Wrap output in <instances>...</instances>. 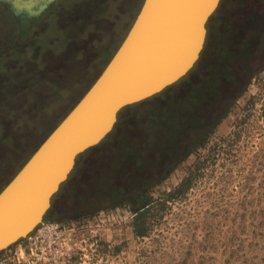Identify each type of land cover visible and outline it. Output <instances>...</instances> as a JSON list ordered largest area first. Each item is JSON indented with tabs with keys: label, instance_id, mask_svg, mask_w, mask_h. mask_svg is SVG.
<instances>
[{
	"label": "rangeland",
	"instance_id": "374dc122",
	"mask_svg": "<svg viewBox=\"0 0 264 264\" xmlns=\"http://www.w3.org/2000/svg\"><path fill=\"white\" fill-rule=\"evenodd\" d=\"M67 1L47 23L44 15L36 22L43 23V36L32 40L29 49L16 46L9 55L0 47L5 59L0 69V188L98 76L142 3ZM256 4L250 5L254 12ZM4 19L0 11V26ZM260 21L264 35V12ZM258 49L255 59L263 68L245 91L203 143L186 156L180 150L182 160L148 188L152 206L146 236L133 235L123 196L103 203L97 197L70 199L85 178L84 166L96 174L104 159L123 150V143H116L137 108L121 109L119 127L92 153L80 154V169L53 198L42 221L57 230L50 228L28 244L18 240L0 251V264H264V38ZM218 113L212 106L210 123ZM199 133L189 129L187 137L193 140ZM185 180L181 194L166 200L165 194ZM135 183L133 191L140 188ZM25 245L20 256L19 247Z\"/></svg>",
	"mask_w": 264,
	"mask_h": 264
},
{
	"label": "trees",
	"instance_id": "16d2710c",
	"mask_svg": "<svg viewBox=\"0 0 264 264\" xmlns=\"http://www.w3.org/2000/svg\"><path fill=\"white\" fill-rule=\"evenodd\" d=\"M254 1L257 2L255 12L250 6ZM263 12L264 0H219L216 9L206 21L204 44L192 68L160 93L123 108V111L137 108L128 123H123V139L120 137L116 143L118 147L123 143V150L120 151L123 156L118 154L112 159H104L102 168L93 175L90 166H84L85 178L79 182L78 191L72 189L69 198L72 201L83 202L97 197L98 201L103 203L123 196V205L128 206L132 213L133 235L138 238L146 236V216L152 206V201L147 195L148 188L164 178V175L182 160L177 157L180 150L184 151L186 156L203 143L213 131L217 124L215 122L225 116L232 102L245 91L250 79L263 68V65L255 59L260 42L264 38V35L260 34L262 27L258 26L261 24L260 18ZM227 96L229 98H226ZM217 98H219L218 103H214ZM205 106L207 109H204ZM212 106L219 113L210 123L207 113L210 114ZM205 110L207 113L203 115ZM200 111L202 114H199ZM192 117L197 118V122L190 123ZM125 120L123 116V122ZM116 122L112 131L121 124ZM189 129L193 132L195 130L196 133L200 130L197 138L192 140L187 137ZM107 137L108 135L84 153H92ZM79 156L81 155L75 158L73 169L67 176L69 180L81 167ZM28 157L20 162L0 190ZM93 180H96V186ZM135 181L139 182L140 186L137 191H133L130 187L132 184L137 185ZM186 182L183 181L172 192L165 194L166 200L179 196ZM63 184H60L57 192L52 196L50 206L53 198L62 192Z\"/></svg>",
	"mask_w": 264,
	"mask_h": 264
},
{
	"label": "water",
	"instance_id": "95a60500",
	"mask_svg": "<svg viewBox=\"0 0 264 264\" xmlns=\"http://www.w3.org/2000/svg\"><path fill=\"white\" fill-rule=\"evenodd\" d=\"M218 2L142 0L104 68L0 190V251L43 223L75 158L110 133L121 109L160 93L192 68Z\"/></svg>",
	"mask_w": 264,
	"mask_h": 264
},
{
	"label": "flooded vegetation",
	"instance_id": "af4514ba",
	"mask_svg": "<svg viewBox=\"0 0 264 264\" xmlns=\"http://www.w3.org/2000/svg\"><path fill=\"white\" fill-rule=\"evenodd\" d=\"M66 2L68 1L0 0V11L5 17V24L0 26V47H2V52L9 53V55L14 54L16 46H22L25 50L29 49L28 44L32 40L43 36L39 34V31L44 25L36 22L44 15L43 21L47 23L57 6ZM9 58L11 57L9 56ZM3 63H5V59L0 57V69Z\"/></svg>",
	"mask_w": 264,
	"mask_h": 264
},
{
	"label": "built area",
	"instance_id": "2783aa9c",
	"mask_svg": "<svg viewBox=\"0 0 264 264\" xmlns=\"http://www.w3.org/2000/svg\"><path fill=\"white\" fill-rule=\"evenodd\" d=\"M40 227H39V229H37L34 233H30L29 235H27L24 239L26 240V244H28V241H30L31 239H34V240H36V239H38V238H40L43 234H44V232L45 231H49V229L51 228L52 229V233L55 231V230H57V225H48V224H44V223H42L41 225H39ZM26 245L25 246H23V248H20L19 247V251H18V254L21 256L22 255V253L26 250Z\"/></svg>",
	"mask_w": 264,
	"mask_h": 264
}]
</instances>
